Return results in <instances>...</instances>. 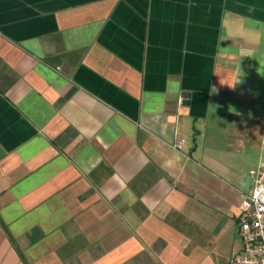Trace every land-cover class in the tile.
Returning <instances> with one entry per match:
<instances>
[{"label":"crops","instance_id":"1","mask_svg":"<svg viewBox=\"0 0 264 264\" xmlns=\"http://www.w3.org/2000/svg\"><path fill=\"white\" fill-rule=\"evenodd\" d=\"M262 165L264 0H0V264H229Z\"/></svg>","mask_w":264,"mask_h":264},{"label":"built area","instance_id":"2","mask_svg":"<svg viewBox=\"0 0 264 264\" xmlns=\"http://www.w3.org/2000/svg\"><path fill=\"white\" fill-rule=\"evenodd\" d=\"M175 148L180 150L181 145ZM250 178L237 218L240 248L229 264H264V165L252 170Z\"/></svg>","mask_w":264,"mask_h":264},{"label":"water","instance_id":"3","mask_svg":"<svg viewBox=\"0 0 264 264\" xmlns=\"http://www.w3.org/2000/svg\"><path fill=\"white\" fill-rule=\"evenodd\" d=\"M185 99H189V96H186ZM250 185H251V178L250 176H248L246 179H245V182L243 184V189L244 191H248L249 188H250Z\"/></svg>","mask_w":264,"mask_h":264}]
</instances>
